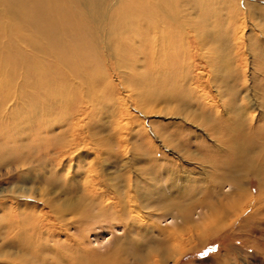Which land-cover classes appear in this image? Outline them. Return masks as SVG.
<instances>
[{
	"label": "bare ground",
	"instance_id": "bare-ground-1",
	"mask_svg": "<svg viewBox=\"0 0 264 264\" xmlns=\"http://www.w3.org/2000/svg\"><path fill=\"white\" fill-rule=\"evenodd\" d=\"M132 1L0 0V180H14L22 170L42 171L48 166L55 174L53 180L47 183L49 187L39 192L40 194L14 191L8 200V195H3L2 213H6L5 216H10L11 219L1 225L3 228L0 231L5 233L2 247L8 249H0V264L132 263L124 259V255L132 256L137 264H181V259L186 255L204 248V240L209 236H227L234 243L240 241L245 247L247 240L242 239L238 233L254 222L264 223V109H258L264 108V95L260 98L259 106H256L250 92L239 99L236 86H224L225 92L219 89L220 98L227 94L231 98L225 102L221 98L222 109L218 97L204 89L202 80L211 79L215 75L219 68L213 64L216 60H195L193 57L198 52L194 50V44L202 42V37L203 42L206 41L209 34L202 32L200 26L203 23L209 24L211 19L210 14H204L195 20L192 18L193 14L207 10L211 2H219L231 7L238 15H243L238 4H231L230 0H204L200 5L197 2L199 0H142L139 5L134 6L129 4ZM75 9L78 10L77 13L74 12ZM247 12V16L243 15L241 19L243 23L246 19L249 20L252 30L256 27L255 19L259 17L250 10ZM34 25L39 31L36 43ZM117 28L128 29L133 33L131 42L142 46L143 53L149 49L167 57L184 58L173 60V63L172 60L156 59L149 64L145 62V72L134 76L136 78L132 79L133 82L131 80V86L140 92L139 95L135 93L132 104L134 109L146 110L145 101L152 102L157 92H162L164 102L177 105L172 113L182 115L187 121H199L205 129L218 135L217 150L220 155L216 158L221 160H209L215 158L210 156L214 149L205 146L202 147L204 151L199 149V158L203 166L212 167L211 163L223 166L226 169L225 182L232 185V190L221 193L219 196L222 199H218L217 204L210 200L207 202L205 198L198 200L199 206L208 209L198 214V220L205 219L204 226L197 225L195 212L189 211L192 202L189 201L191 205H187V208L179 209L181 222L192 226L187 230L183 229L177 237L173 235L175 231L171 232V228L163 227L158 220H151L153 211L147 209L151 204L145 201L150 199L155 208H162L175 198L162 193L165 188H171L177 194L181 191L188 192L187 195H193L189 200L196 202L198 198L195 196L201 193L195 188L191 189L195 184L193 182L198 179L191 176L190 170L175 160L162 164L153 163L148 169L143 168L147 175L149 172L153 175L149 185L161 190L157 197L146 196L144 189L141 191L144 185L140 179L144 172L133 168V164L140 162L138 158L125 161V173L123 169H119L124 173L120 175L122 180L119 184H114L112 178H104L105 160L113 158V162L118 163L120 154H116L115 150L124 139L123 134H120L121 140L116 144L111 135L118 132L126 122H115L116 117L120 116L119 107L115 105L123 104L121 98L117 97L119 89L116 90L112 82L106 85L107 90L101 89L99 86L103 82L100 78L105 76H98L93 69L90 72L88 70L93 66L95 56L91 55L96 50L92 48L93 42H99L102 38L99 33L105 32L106 35ZM244 30L242 28V32H239L241 39ZM151 34H154L152 40L157 44L160 41L154 48L149 44ZM141 36L142 42L139 40ZM252 36L248 35L251 44L254 40ZM120 37L130 39L128 36ZM222 40L225 42L224 38ZM124 42L130 45L129 40L122 44ZM42 44L45 52L57 53L56 60L34 62V45ZM183 45L187 48L184 49ZM82 51L88 52V58ZM153 61H159L158 68ZM221 64L231 70L228 60L220 62ZM156 75L163 79H158ZM179 77L181 78L177 79ZM216 77L217 75L215 81ZM120 83L123 84V81ZM140 97L143 101H140ZM124 99L126 101L130 98L127 95ZM240 100L243 102L241 107L238 104ZM247 105L250 107L246 112ZM249 113L251 117L248 123L246 114ZM130 116L133 118L132 122L139 125L140 119L132 113ZM97 117L109 120L108 123H101L105 130L111 131L107 138L94 137L93 123L99 120ZM140 125L144 127V134L149 136L146 126L142 122ZM167 141L165 138L166 144ZM149 143L153 146L151 140ZM188 144L185 146L189 147ZM129 148V144H126L122 151L127 154ZM86 151L94 155L89 167L92 169L96 166L95 172L84 170L86 164L82 161L81 154ZM77 158V175H82L81 180L76 178L77 175L71 176L70 171L61 176L66 168V159L70 160L68 164L71 166L72 161ZM164 158L167 160V155ZM251 177L259 182L258 195L248 188L246 179ZM58 181L61 189L57 191L58 186L53 185ZM182 182H186V185ZM60 190L65 192L64 199L58 196ZM76 193L81 195L77 196ZM31 197L41 202V205L30 202ZM225 199L233 202L230 209L224 206ZM42 206L49 207L51 215L42 213L43 209L38 214L34 212ZM145 209L149 214L145 213ZM27 210L33 211L34 216L19 219ZM35 217L39 219L36 220ZM57 226L62 230L64 227V230L74 228L80 237L66 233V240L61 243ZM177 226H181L179 222L175 223V227ZM116 227L123 229L124 234L117 236L113 231ZM96 228L107 229L114 237L104 249L92 248L86 240ZM134 233L139 238L135 237V242L132 239L133 243H130ZM154 233L164 238L153 249L158 257L154 256V252L143 249V240ZM184 235H188L186 239ZM197 239L199 243L193 245ZM76 246L78 251L73 249ZM28 254L31 255L30 260L26 257Z\"/></svg>",
	"mask_w": 264,
	"mask_h": 264
},
{
	"label": "rangeland",
	"instance_id": "rangeland-1",
	"mask_svg": "<svg viewBox=\"0 0 264 264\" xmlns=\"http://www.w3.org/2000/svg\"><path fill=\"white\" fill-rule=\"evenodd\" d=\"M141 1L142 0H139V1L133 0L129 4H133L134 6H137V4L138 3L140 4ZM197 2H199V5H200L201 4L200 2H204V0L203 1L199 0ZM211 3L212 4L207 10H205L204 12L202 10L197 11L192 16V18H195V20H197L200 16H204V14L206 15L210 14V17H211L210 22L208 21L210 25L209 24L205 25V23H203V25L205 26L203 25L200 26L202 32L209 33V34L207 36L206 41L203 42V37H202V42L194 44V50L198 51L195 53V56H193L194 59L195 60H203V59L204 60H216L214 61L213 64L219 67L217 68L215 75H213V77L211 76V79H208V80L206 78L202 79L203 85L206 86V87L205 86L203 87L207 92L218 97V101L220 100L219 104L222 109L224 108L222 107L223 105L221 104L227 100H230L231 96L227 94L226 97L225 96H223V98L221 97L223 100L222 102L220 98L219 89L221 90V92H225L224 89L227 86L228 87L236 86L235 91L238 93L237 97H239V99H241V97L246 92H248V94L250 92V94L253 96V97L251 96L253 98L252 101L256 103V106H259L261 102L260 98L262 97V95H264V0H235V1L230 0L231 4L233 3L238 4V9L243 13L244 16H247V13H248L247 11L250 10L253 13H255L254 15L259 17L255 19L256 27H253L252 30L250 28L251 24L249 20L246 19L245 22L243 23L241 19V17L243 16L242 14L238 15L234 10L231 9V7L229 8L223 3H222L223 5H221L219 2H215V3L211 2ZM74 12L77 13L78 10L75 9ZM242 28L245 29L244 30L245 37L243 36V38L241 39L239 36L241 33L239 34V32H242L241 31ZM122 29L123 28H117L113 33L108 32L106 35H105V32L99 33L100 37L102 38L99 39V42H93L94 47L92 48H95L96 50L93 51L91 55L93 56L95 54V56H94V61L92 63L93 66H91L90 70H88V72H90L93 69L95 70V74H97L98 76L101 75V76L106 77V78L105 77L100 78V80L103 82V84H100L99 86L101 89L107 90L108 87L106 85H110L111 82L113 86L116 88V90L119 89L117 97L121 98V101L123 102V104L120 103L121 106L117 104L115 105L117 108L119 107V115H120L116 117L115 122L123 123V124H125L126 122V125H123L120 129L117 130L118 132H116L115 134L113 133L111 135L113 136L114 142L118 144L121 140V139L119 140L120 134H123L124 139L121 140V142L119 143V144L121 143L122 144L120 146L117 145L116 150H115L116 154L117 153L120 154L119 159L121 161L119 160L120 162L118 161V163L116 162L114 163L113 158L112 159L110 158L109 161L108 159L105 160L106 162L104 161L105 162L104 171H106L105 172L106 175L104 178L106 179L112 178L114 184H119V182L122 180V176L120 175H123L125 173V170L123 169V164H125V161H128L131 158H135V159L138 158L137 160L140 159L139 163L137 164L132 163V164L134 165L133 168H135V170L137 168V170L143 171V172L145 168L148 169L149 166L153 163L162 164V162H168L172 160L179 162V164L183 165V167H185L187 170H190L192 172L191 176L195 180L198 179L196 182H193L195 184L191 187V189L195 188L199 190L198 193H201L199 194L200 197L199 195L195 196L196 198H198L196 201L197 203L189 200V199H192L193 195L191 194L187 195L186 193L188 192L181 193L183 192L181 191L180 193L177 194L176 192H172L171 188H167V190L165 188V191H163L162 193L167 194V196L168 195L171 196V198L175 197L172 203L167 204L166 206L162 208L161 207L155 208V206L152 205V201L150 199H147V201H145L148 204H151L147 208L149 211L150 210L153 211L152 212L153 214L150 215L152 216V218L150 217L151 220H156V221L158 220V223H160L163 227L171 228V232L174 233L175 231V233L174 234L172 233V234L177 237L180 233H182L183 229L187 230L192 226L191 224H183L181 222V214H180L179 209L187 208V205L190 206L191 205L190 202H192V205L189 211L195 212V219H196L197 225H199L200 227L204 226L205 219L198 220V214L208 209L204 206H199L198 200L205 198L204 200H206L207 202L210 200V202L217 204V200L222 199L219 195H221V193H227L230 190H232V185L230 184L227 185L225 182L226 169L223 166H221L219 163H218L219 165H214L211 163L210 165L212 167L203 166L201 164L202 161L199 158L201 155V151L199 149L204 151V148L202 149V147L205 146V147H210L211 149H214L210 153V156L212 158L214 157L215 158L209 159V160H212V161L215 159L218 161L221 160V159L219 160L216 158L220 155L219 154L220 152L217 150V146H218L217 144L219 141H217L216 138L218 137V135L211 133L210 130L207 128L205 129V127L202 126V124L199 121L197 122L192 121V120L187 121L186 119H183L182 115L172 113V111H174V109L177 108V105H172V104H168L164 102L162 99V96H163L162 92H157L156 97H155L156 101L155 100H153L152 102L151 100L145 101L144 105L147 107L146 110L136 111V109H134L132 104H134L133 99L135 97V93L139 95L140 92H138L135 89V87L131 86V80L132 79L134 80L136 78L134 76H138V74H140L141 72H145V69H146L145 67H147V63L145 62L147 61L149 64L151 60L156 59V60H172V63H173L174 62L173 60H180V59L184 60V58L182 56H181L182 58L177 57V56L167 57L166 55H163L161 52L158 53V52H155V50H149V49H147V51L143 53L142 46H139L138 43H134L133 41L131 42L132 36L134 34L131 33L128 29H125V30H122ZM141 29L145 30V28H141ZM38 33L39 31L34 25L35 43L38 41V38H39ZM152 35L154 34H151L149 44H151L152 47L154 48V45L155 46L159 45L160 41L157 44L154 40H152L153 38ZM248 35H251V36L253 35L252 37L254 40H252V44L248 40ZM120 36H128V38L130 39H124V38H121ZM209 37L210 39H208ZM222 38H224L225 42H223ZM141 39H143L142 36L139 37V40L142 42ZM126 40L130 41V45L126 44V42L122 44V42ZM207 40H210V41H207ZM106 41L108 44H106ZM145 42H146V39H145ZM42 45L41 46L34 45V62L41 61V60H44V61L45 60L46 61L56 60L55 55H57V53L45 52L44 44ZM161 45H163V41H161ZM174 47L175 46L173 45L172 48ZM183 47L184 49L187 48L186 45H183ZM78 49H81V48H78ZM82 54H84L86 58H88V52L86 53L82 51ZM224 60H228L230 62L231 70L227 67L224 68L223 64L220 65V62L222 63V61ZM158 63L159 61L154 62V64L156 65L155 66L156 68L159 67ZM133 66L134 68H131ZM120 71H123V72H120ZM228 72L229 74L227 75ZM216 75H217L216 77L217 81H215L214 79ZM156 77L158 79H163L162 76H159V75H156ZM180 78L181 77L177 79H180ZM220 80L222 81V83H219L221 82ZM120 81H123V84H121ZM223 83H226L227 85ZM224 86L225 88H223ZM121 87L123 90L121 89ZM127 95L130 99H126L125 101L124 97ZM140 98H141L140 101H143L142 100L143 98L142 97ZM242 103H243L242 100L238 102L240 107L243 106ZM155 105L157 106L155 107ZM256 106L254 105L255 109H256ZM249 107L250 106L247 105L246 107L247 109H245L246 112L249 109ZM258 109L263 110L264 108L258 107ZM130 113H132L133 116L136 117L137 119H140L139 125L137 122H134V121L132 122L133 118L130 116ZM255 113L256 112H254L253 114L255 115ZM246 117H247V122L249 123L250 122L249 118L251 117L250 113L246 114ZM97 119L99 120L95 121L93 123L94 128L92 127L93 131L95 132L94 137L95 138L97 137L107 138L108 136L107 134H109L110 130L108 131L105 130V127H102L101 123L103 122L105 123V121L108 123L109 120L108 119L101 120V117H97ZM199 120H201V118H199ZM140 122H142L146 126L145 130L149 133V136L144 134L143 132L144 127L141 126L142 124L140 125ZM262 125L264 127L263 122H262ZM165 138L168 140L167 143L169 145L164 142ZM150 140L152 141L153 146L150 145L149 143ZM126 144H129L130 146V148L127 150V154H125L126 151L124 152L122 151L123 150L122 148ZM171 144H173L174 146ZM185 144H188L189 147L185 146ZM160 149L162 150V153L167 155L168 157L167 160H165L164 158L165 155L160 152L161 151ZM93 156L94 155L92 153H89V151L83 152L81 154L82 161H85V164H86V167L84 169L86 172H88L89 170H93L95 172L96 166H94L92 169L89 167L90 162L94 160ZM69 161H70L69 159H66V163H65L66 168L64 169V173H62L61 176L67 175L69 171L71 172V176L77 175L78 158L72 161L71 166H69L70 164H68ZM119 169H123L124 173L119 171ZM201 169H205V170H201ZM237 173H240V172H237ZM143 174H144L143 178L140 179L142 185H144L141 191L143 192V189H144L143 193L146 194V196L148 195L149 197H151L154 195L155 197H157L158 194H161V190L155 189L153 186L149 185V183L151 182L150 179L151 178L153 179L152 173L150 174L149 172V174L147 175V172H144ZM132 175H134V173ZM17 176L18 178L14 180L12 179L0 180V195H1L0 196V228H1L0 230H2L3 228L1 227V225L8 223L11 219L9 218L10 216L9 217L5 216L6 213L4 212H3L4 214L2 213L3 208L1 207L2 206L1 204L4 203L3 195L4 194H6V196L8 195L7 196L8 198H6V200H8L10 199V195L14 191L26 192L27 194H30V193L34 194V192L37 194H40L39 192H42L43 189L49 187L47 183H50L51 180H53V178L55 177V174H54V170L48 166L47 168L42 169V171L29 172L27 170H22ZM80 177H82V175L80 176L77 175L76 178H80ZM80 180L81 178L79 179V181ZM144 181L146 183H144ZM218 181L220 183H218ZM246 182H247L248 188H251L253 193L258 195L259 194L258 180L256 178L251 177V178H247ZM184 183L186 185V182H182V184ZM53 186L54 187L58 186L56 188L57 191L58 189H61L60 181H58V183L56 182L55 185ZM64 193L65 192L63 190H60L58 192V196L60 195L59 197L60 199H64L66 197ZM54 195H57V193H55ZM74 195L75 194H73L72 196ZM78 195L80 196L81 194H78ZM30 202L41 205V202L34 200V197L30 198ZM223 204L224 206L226 205L227 209L228 208L230 209L232 207L231 205L233 204V202L227 201V199H225L223 201ZM228 204H229V207H228ZM41 209H43L42 213L47 214V216L51 215L50 214L51 210L47 206H42L40 209L35 210L34 212L38 214L41 212ZM148 210L145 209V211H147L145 212L146 214L148 213ZM5 211H6V208H5ZM34 212L33 211L29 212L27 210L25 211V214L22 215L21 218L19 217V219H23L24 217H27V216H30V217L34 216ZM27 213H31V215ZM47 216L46 218H48ZM35 218L36 220L39 219L38 217H35ZM36 222H39V221H36ZM176 222H179V225L181 226L175 227ZM58 227L59 226H57L56 229L58 231V238L61 241V243L65 242L66 233H69V234L73 233L76 238L80 237L77 234V230L74 228L64 230L65 228L64 227L62 230L61 228H58ZM59 230H60V233H59ZM101 230L103 229L96 228L88 236V239H86L87 242L90 244V247L104 249L106 246L110 244L109 242L114 240L113 235L109 234L107 229L103 230L102 232ZM113 231L117 236H121L124 234V230L121 228L116 227ZM4 234L5 233L0 231V249L1 250L8 249L7 247H4V248L2 247L3 242L5 240ZM238 234L239 236H241L242 239L247 240L245 247L242 246V243H240V241L234 243L232 239L227 236L226 237L224 236L223 238L221 236H209V238H206L204 240L206 242V245L204 246V248H202L201 250L195 251V252H191L190 254L186 255L183 259H181V264L192 263V262L193 264L194 263L195 264H264V223L259 224V223L254 222L250 226H246V228L241 230ZM133 235L134 237L132 236L129 240L130 243H133L135 237L139 238V235L137 233H134ZM156 235L157 234L154 233L153 236H149L143 240V245L145 244L143 246V249L146 251L150 250L151 252H154L153 253L154 256L158 257V255H156V251H154L153 249L156 247L159 241L163 240L164 238L162 236H156ZM90 236L92 237L90 238ZM187 236L188 235H184V239H186ZM198 243L199 241L197 239L193 242V245H196ZM73 249H76L78 251L79 248L76 246ZM30 256H31L30 254L26 256L28 260H30ZM124 256H125L124 259H126L127 261L130 260L132 262L130 264H133L134 260L132 256H129V255L128 256L124 255ZM134 264H137V263L134 261Z\"/></svg>",
	"mask_w": 264,
	"mask_h": 264
}]
</instances>
